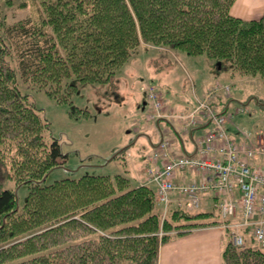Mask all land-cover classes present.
I'll return each mask as SVG.
<instances>
[{
  "label": "trees",
  "instance_id": "1",
  "mask_svg": "<svg viewBox=\"0 0 264 264\" xmlns=\"http://www.w3.org/2000/svg\"><path fill=\"white\" fill-rule=\"evenodd\" d=\"M234 1L19 2L20 8L31 2L36 12L0 24V264H157L160 246L172 236L219 223L204 220L213 212L176 207L162 218L153 189L122 175L45 184L65 154L56 139L45 138L49 122L18 80L67 103L80 84L107 81L144 42L204 54L264 82V13L236 18L230 14ZM80 113L87 111L72 115ZM7 180L26 186L22 205L4 188ZM221 261L264 264V245L235 246L229 239Z\"/></svg>",
  "mask_w": 264,
  "mask_h": 264
},
{
  "label": "rangeland",
  "instance_id": "2",
  "mask_svg": "<svg viewBox=\"0 0 264 264\" xmlns=\"http://www.w3.org/2000/svg\"><path fill=\"white\" fill-rule=\"evenodd\" d=\"M20 1L14 0L11 6L0 1V24H10L36 12L31 2L26 8L18 7ZM8 60L15 66L13 58L8 57ZM222 64L220 68L216 60L204 54L191 55L140 42L107 81L80 84L67 103H58L43 90L18 80V88L49 122L45 138L56 139L61 153L65 154L63 164L52 169L44 183L78 179L83 175H122L134 185L139 175L143 177L152 145L162 137L172 140V152L181 148L179 135L170 129L166 118H149L152 115V101L147 96L150 87L156 88L164 105L168 103L180 114L188 107L193 109L197 98H201L209 86L224 82L223 74L228 68L225 62ZM248 76L251 81H240L234 87L230 84L232 99L218 96L211 103L216 111L229 107L224 111L229 118L225 129L237 139L244 136L240 131L246 136L249 133L252 137L264 135V82L259 76L255 79ZM239 106H246L248 112H235ZM76 109L86 110L87 114L72 115ZM164 126L169 127V131L164 132ZM4 188L14 191L18 204H23L26 186H15L13 181L7 180ZM213 195L211 192L207 198L212 200ZM215 218L213 215L204 220ZM229 239L228 232H223L224 245ZM244 240L245 244L254 245L246 235Z\"/></svg>",
  "mask_w": 264,
  "mask_h": 264
},
{
  "label": "built area",
  "instance_id": "3",
  "mask_svg": "<svg viewBox=\"0 0 264 264\" xmlns=\"http://www.w3.org/2000/svg\"><path fill=\"white\" fill-rule=\"evenodd\" d=\"M220 90L227 91L228 86L211 87L187 116L186 130L199 123L196 115L209 121L208 130L196 139L194 153L175 156L169 141L162 139L145 160V181L154 186L162 218L171 205L199 210L203 194L212 192L218 227L228 232L231 243L241 246L247 234L255 243L264 245V137L253 140L243 134L239 142L227 133V117L209 105ZM147 96L154 110L149 118L163 116L157 90L150 87ZM177 173H187L188 177L176 181Z\"/></svg>",
  "mask_w": 264,
  "mask_h": 264
},
{
  "label": "crops",
  "instance_id": "4",
  "mask_svg": "<svg viewBox=\"0 0 264 264\" xmlns=\"http://www.w3.org/2000/svg\"><path fill=\"white\" fill-rule=\"evenodd\" d=\"M263 13L264 0H235L230 8V14L232 16L243 20L258 19ZM223 77L224 82L221 81L220 83H227L229 85L231 84L233 87L240 81H251L249 80L248 75H240L231 68H229L223 74ZM252 77L255 79V76ZM224 96L228 100L232 99V92H229ZM189 108L190 107H188L187 110H183L180 114H189V112L193 110ZM164 109L168 112L172 111V114H179L176 112L175 107L169 105L168 103H165ZM225 110H229V107H225L223 111ZM167 120L170 125V129H173L179 135L181 140V148L178 149V152L173 153H178L177 155L182 156H184L182 152H185V155L193 154L195 150L194 139L206 130V123H203L198 128L190 129L188 132H186L183 130V126L187 121L186 118L172 117ZM163 129H167L169 131V127L167 126H164ZM167 130L164 132H167ZM229 134L233 135L231 132ZM170 141L172 145L173 142L172 140ZM152 146V150L149 152V154L155 147V145ZM183 176L188 177V174H178L176 176V181H181ZM143 181L144 177H140L139 175L134 185L143 183ZM207 196L208 194L202 198V211L205 212L212 210L214 202L213 199L211 200L210 198H207ZM246 237L252 241L250 237ZM224 246L223 232L219 230L216 225L196 228L187 233L172 236L167 242L162 244L159 248L157 264H222L221 252Z\"/></svg>",
  "mask_w": 264,
  "mask_h": 264
}]
</instances>
